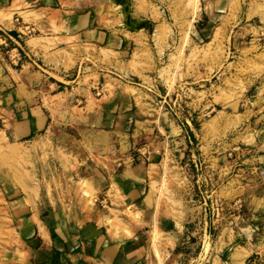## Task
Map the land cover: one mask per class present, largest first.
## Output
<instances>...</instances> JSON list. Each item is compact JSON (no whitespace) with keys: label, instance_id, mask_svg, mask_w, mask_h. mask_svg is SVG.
I'll use <instances>...</instances> for the list:
<instances>
[{"label":"rangeland","instance_id":"374dc122","mask_svg":"<svg viewBox=\"0 0 264 264\" xmlns=\"http://www.w3.org/2000/svg\"><path fill=\"white\" fill-rule=\"evenodd\" d=\"M142 1L154 7L145 40L160 50L155 71L112 81L157 85L145 105L178 127L127 146L150 156V186L93 155H114L116 143L77 123L95 113L66 97L47 128L15 135L8 92L29 69L13 35L43 14L0 0V264H264V0H228L210 20L201 0ZM89 155L106 172L91 171ZM131 190L141 194L134 205Z\"/></svg>","mask_w":264,"mask_h":264},{"label":"crops","instance_id":"0c3cea01","mask_svg":"<svg viewBox=\"0 0 264 264\" xmlns=\"http://www.w3.org/2000/svg\"><path fill=\"white\" fill-rule=\"evenodd\" d=\"M28 1L34 3L29 10L43 15L40 20L34 16L32 22L27 23L26 26L32 28L30 34L25 35L16 30L13 35L17 43L16 57L22 59L29 69L21 74L19 80H11L8 92L12 103L10 109L13 108L19 115L15 135L28 136L47 128L52 122L53 111L58 106L55 104L66 97V105L72 103L83 112L90 115L95 113L77 123L100 127L101 130L97 131L111 137L116 143L114 155L92 154L102 158L109 157L112 166L120 169V175L132 173L131 179H127L130 180L129 184L137 186L143 181L148 184L150 176L146 163L150 156L141 149H138L139 154L126 153L129 148L127 146L136 141H147L144 147H148L152 140L150 129L170 128V132H179L178 127L174 122L157 117L151 111L153 104H150L151 107L145 105V94L156 93L157 85L148 84L147 87L138 83L141 87L128 90L122 85L118 86L112 78L119 81V78L139 75L152 77L150 72L155 70L153 67L150 71V60H158L160 50L157 44L148 43L145 38L149 32L147 27L152 22L149 18L154 7L142 0ZM226 6H229L228 0H201L203 18L210 20V13L214 14L219 8ZM145 52L147 55L140 56ZM138 63L145 66H137ZM93 74L98 75V81L95 80L96 77H91L88 84H79L80 79ZM153 82H157L156 78ZM107 83H114L115 89H108L105 86ZM91 94L98 96L93 103ZM63 105L64 103L62 108ZM139 108L140 112L145 109V116L139 114ZM129 124L132 129L128 128ZM90 155L87 159L89 158L91 171L96 169L102 172L94 161H90ZM136 158L140 162L131 166L130 161L133 162ZM149 164L158 165L156 162ZM148 185L150 186V182ZM145 190L149 192L147 187ZM129 193V203H139L141 194L136 190ZM261 201L264 202V195ZM259 203L256 199H251L247 204H251L250 208L254 211Z\"/></svg>","mask_w":264,"mask_h":264}]
</instances>
